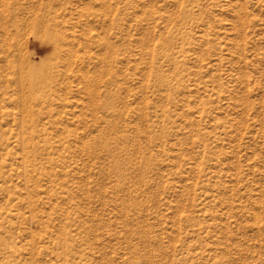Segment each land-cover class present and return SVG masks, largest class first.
Listing matches in <instances>:
<instances>
[{"label": "rangeland", "instance_id": "374dc122", "mask_svg": "<svg viewBox=\"0 0 264 264\" xmlns=\"http://www.w3.org/2000/svg\"><path fill=\"white\" fill-rule=\"evenodd\" d=\"M0 264H264V0H0Z\"/></svg>", "mask_w": 264, "mask_h": 264}, {"label": "bare ground", "instance_id": "6f19581e", "mask_svg": "<svg viewBox=\"0 0 264 264\" xmlns=\"http://www.w3.org/2000/svg\"><path fill=\"white\" fill-rule=\"evenodd\" d=\"M30 73L27 75V77L24 75L26 77V79H27L25 81H26V83H28V86H30V88L32 89V91L34 93H37V92H39V89L44 84V78H42L41 73L40 74H35V73H31L30 74ZM25 77H24V79H25Z\"/></svg>", "mask_w": 264, "mask_h": 264}]
</instances>
